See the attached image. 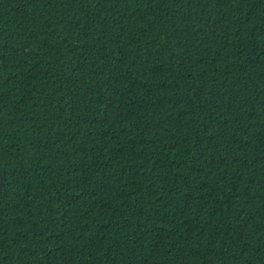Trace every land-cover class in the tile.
I'll list each match as a JSON object with an SVG mask.
<instances>
[{"label":"trees","instance_id":"16d2710c","mask_svg":"<svg viewBox=\"0 0 264 264\" xmlns=\"http://www.w3.org/2000/svg\"><path fill=\"white\" fill-rule=\"evenodd\" d=\"M0 264H264V0H0Z\"/></svg>","mask_w":264,"mask_h":264}]
</instances>
